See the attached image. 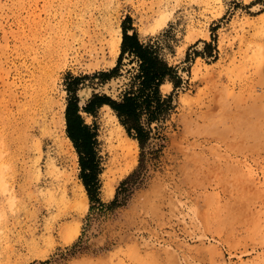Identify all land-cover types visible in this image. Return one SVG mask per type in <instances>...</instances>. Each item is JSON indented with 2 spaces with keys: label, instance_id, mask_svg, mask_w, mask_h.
Segmentation results:
<instances>
[{
  "label": "rangeland",
  "instance_id": "obj_1",
  "mask_svg": "<svg viewBox=\"0 0 264 264\" xmlns=\"http://www.w3.org/2000/svg\"><path fill=\"white\" fill-rule=\"evenodd\" d=\"M124 28L179 79L145 184L110 208L141 150L122 174L115 112L85 108L138 73ZM75 101L105 206L68 134ZM0 264H264V0H0Z\"/></svg>",
  "mask_w": 264,
  "mask_h": 264
},
{
  "label": "trees",
  "instance_id": "obj_2",
  "mask_svg": "<svg viewBox=\"0 0 264 264\" xmlns=\"http://www.w3.org/2000/svg\"><path fill=\"white\" fill-rule=\"evenodd\" d=\"M128 32V29L124 28L122 54L119 62L126 53H129L134 57L130 63H138L137 75L132 78L128 84V90L119 100L95 97L85 108L86 112L91 113L96 104L99 106L109 105L128 136L139 143L141 150L138 168L121 183L110 208L126 206L135 190L145 184L149 173V163L154 159L148 155L158 153V151L152 152L151 150L159 145L155 141H164L160 131L161 124L167 120L173 108L172 95L164 98L161 86L167 81L178 85L176 80L179 79L175 69L170 67L152 46L142 44L137 33L130 35ZM74 103L68 107V134L80 154L82 180L90 201L92 204L101 203L97 198L100 188L99 165L92 152L94 135L90 134L89 129L80 120H77L76 130H74L75 124L71 111L74 109L77 114L79 110L77 101ZM77 118L79 119L78 116ZM154 124H156L155 127H153ZM101 205L105 206L102 203Z\"/></svg>",
  "mask_w": 264,
  "mask_h": 264
},
{
  "label": "bare ground",
  "instance_id": "obj_3",
  "mask_svg": "<svg viewBox=\"0 0 264 264\" xmlns=\"http://www.w3.org/2000/svg\"><path fill=\"white\" fill-rule=\"evenodd\" d=\"M121 42H122V31L120 30L119 35H117L116 37L112 38V41L110 43V45H111L112 49L115 51V53H118L120 51ZM49 77H50L49 74L45 73L44 80H46V82H47V79ZM42 81H43V78H42ZM112 85H113V87H115L116 83L112 82ZM167 87H170V84H166V85L164 84V86L161 87V88L164 91ZM91 93H92L91 88L83 89L82 91H80L81 99L82 100L89 99ZM103 108L104 109L106 108L107 110L112 112V109L109 106H107V105L103 106ZM113 118H115L118 121V118L116 117V115ZM63 129H64V126H63ZM118 129H119V132H122L125 135V139L122 140L120 137L116 138L117 145L114 146V160L113 161H114V164L118 165V168H119L120 172L122 174H124V173L128 172L132 167H134V165L136 163V158H137L136 157V150H138V143H137L136 140L130 139L125 134V131H124V128H123L122 125L119 124V128ZM67 142L69 144H71L70 139H67ZM107 187H108V185H107ZM108 191H110V188H108ZM78 198H83L85 200H88V196H87V193H86V190H85L84 186L81 187V194L78 196Z\"/></svg>",
  "mask_w": 264,
  "mask_h": 264
}]
</instances>
